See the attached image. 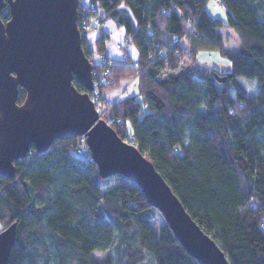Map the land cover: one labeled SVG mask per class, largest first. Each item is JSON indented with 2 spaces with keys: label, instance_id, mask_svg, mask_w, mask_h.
Returning <instances> with one entry per match:
<instances>
[{
  "label": "trees",
  "instance_id": "trees-1",
  "mask_svg": "<svg viewBox=\"0 0 264 264\" xmlns=\"http://www.w3.org/2000/svg\"><path fill=\"white\" fill-rule=\"evenodd\" d=\"M216 1L227 22L207 10L209 0H79L82 45L94 67L89 93L100 107L97 90L102 96L140 80L141 98L125 95L130 84L103 119L154 162L231 264H264V0ZM93 15L123 25L137 57L107 55L104 30L91 42L81 24ZM10 16L7 5L1 17ZM224 26L236 33L237 50L225 46ZM202 51H217L231 70L200 62ZM241 77L256 82L253 97ZM26 96L19 86L17 102ZM80 136L42 153L32 145L14 161L13 178L0 174L2 229L17 223L8 264H201L163 217L156 225L161 214L135 182L100 175L85 136V153L75 150ZM97 250L106 255L96 258Z\"/></svg>",
  "mask_w": 264,
  "mask_h": 264
},
{
  "label": "water",
  "instance_id": "water-1",
  "mask_svg": "<svg viewBox=\"0 0 264 264\" xmlns=\"http://www.w3.org/2000/svg\"><path fill=\"white\" fill-rule=\"evenodd\" d=\"M7 5L11 16L4 21ZM78 7L79 0H0V174L13 178L14 161L32 145L42 153L57 139L83 135L100 175L135 182L191 256L201 264H231L154 162L100 118L89 93L94 67L83 49ZM19 86L27 91L22 104ZM16 239V222L0 231V264H8Z\"/></svg>",
  "mask_w": 264,
  "mask_h": 264
},
{
  "label": "rangeland",
  "instance_id": "rangeland-1",
  "mask_svg": "<svg viewBox=\"0 0 264 264\" xmlns=\"http://www.w3.org/2000/svg\"><path fill=\"white\" fill-rule=\"evenodd\" d=\"M84 3H88L89 0H82ZM215 3L219 5L220 8L223 9V12H217L216 9L214 7H210V5L213 4V0H210L209 3V9L212 10V12L215 14V17H219L221 19H223L225 22L228 21V17H227V11L224 5H222L220 2L215 0ZM100 24V26L94 30L93 28H90L88 31V38L91 42H95L96 41V37L99 35V33L101 32V30L106 31L109 34V37L106 39V54L111 56V57H124L126 51H128L133 57H137V49L135 47V45L133 43H131L130 41H128V39L126 38V34H125V27L121 24H119L117 21H115L113 18H108L106 19L104 22L102 23H98ZM220 32L222 33L223 37H224V41H225V46L232 49V50H237L239 48V43H237L238 39L236 36V33L234 32V30L230 27H222L220 29ZM118 43L123 45V48H118L117 45ZM213 56H221L218 52L216 51H212V52H208V51H202L199 53L198 55V60L200 62H207V63H213L216 59ZM93 59L95 62H100L102 60V56L99 52H95L92 55ZM224 57L221 58H217L218 59V63L223 62L225 65V60L222 59ZM226 59V58H225ZM222 64V63H221ZM126 80V79H125ZM122 81V84L117 87V93H113L111 94V96H114L115 98L118 97L121 92L127 88L128 86L131 87L129 89H125L127 90L125 92L128 94H137L138 98H141V96L138 94V92H134V91H130L131 89L136 87V83L133 84V80L134 78H130L127 80H130V83L125 85L124 81ZM242 84L245 86L246 90H247V95L249 97H253L257 92H258V86L256 84V82H252L250 81L248 78L246 77H241L240 78ZM96 91V90H95ZM112 92V91H111ZM99 93V92H98ZM96 94V93H95ZM100 94V93H99ZM127 94V95H128ZM98 95V94H97ZM97 98V96L95 95V99ZM96 103V102H95ZM100 104L102 105V101H100ZM97 106V105H96ZM98 111L100 114V118H103L108 110V108H106L105 106L102 107V109H100L99 107ZM130 128V126H129ZM161 215H159L156 218V225H160L163 223ZM164 218V217H163ZM165 220V219H164ZM3 228V224L0 221V231ZM106 255L105 252L103 251H94V256L96 258H102ZM141 264H153V262L151 260H147Z\"/></svg>",
  "mask_w": 264,
  "mask_h": 264
},
{
  "label": "built area",
  "instance_id": "built-area-1",
  "mask_svg": "<svg viewBox=\"0 0 264 264\" xmlns=\"http://www.w3.org/2000/svg\"><path fill=\"white\" fill-rule=\"evenodd\" d=\"M100 15H93V16H91L90 17V21L89 22H86L85 20L82 22V24H81V28H82V30H84L85 32H89L88 30L90 29V28H93L94 30H96L99 26H100V24H98V23H101V21H100ZM81 31V30H80ZM108 63L110 64V63H112V60H109L108 61ZM105 73H107V71L105 70L104 71V74ZM96 94V96H97V100L100 102V101H102V105L99 107L100 109H102V107L103 106H105L106 108H110V103L109 102H111V100L110 99H107L105 96H101L99 93H98V90L95 92ZM98 94V95H97ZM113 98V100L115 99V97H112ZM106 100H108V101H106ZM86 143H85V139H84V136L82 135V136H80V138H79V142H77V144H76V146H75V150L78 152V153H81V154H83V153H85V151L87 150L86 149V145H85ZM29 152L30 153H32V150L30 149L29 150ZM28 152V153H29Z\"/></svg>",
  "mask_w": 264,
  "mask_h": 264
},
{
  "label": "crops",
  "instance_id": "crops-1",
  "mask_svg": "<svg viewBox=\"0 0 264 264\" xmlns=\"http://www.w3.org/2000/svg\"><path fill=\"white\" fill-rule=\"evenodd\" d=\"M209 3H210V0H209V2L207 3V10L213 15V16H215V14L212 12V10L211 9H209ZM217 52V51H216ZM216 60L213 62V63H207V62H205V63H207V64H210V65H212V66H214L215 68H217L218 70H220V71H230L231 70V63H225V65H224V63L223 62H221V63H218V59L217 58H221L222 56H213ZM222 59H224L225 61H227V62H229L227 59H225V58H222ZM112 91V92H111ZM117 88H115V89H112V90H109L108 92H105L104 94H103V96H105L106 98H108V99H110L111 100V98L112 97H114V96H111V94H113V93H117ZM118 94V93H117Z\"/></svg>",
  "mask_w": 264,
  "mask_h": 264
},
{
  "label": "snow or ice",
  "instance_id": "snow-or-ice-1",
  "mask_svg": "<svg viewBox=\"0 0 264 264\" xmlns=\"http://www.w3.org/2000/svg\"><path fill=\"white\" fill-rule=\"evenodd\" d=\"M123 7V6H122ZM210 7H214L216 9L217 12H223V9L219 7L218 4L215 3V0H213V4L210 5ZM225 63H230V62H225ZM130 83V80H125L124 84L127 85ZM136 87L131 89L130 91H134V92H138L139 91V84H140V80H136ZM128 93H126L127 95Z\"/></svg>",
  "mask_w": 264,
  "mask_h": 264
},
{
  "label": "clouds",
  "instance_id": "clouds-1",
  "mask_svg": "<svg viewBox=\"0 0 264 264\" xmlns=\"http://www.w3.org/2000/svg\"><path fill=\"white\" fill-rule=\"evenodd\" d=\"M237 43H239V41H237ZM227 62V61H226Z\"/></svg>",
  "mask_w": 264,
  "mask_h": 264
}]
</instances>
